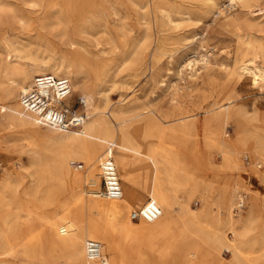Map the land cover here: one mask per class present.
<instances>
[{
    "label": "bare ground",
    "instance_id": "bare-ground-1",
    "mask_svg": "<svg viewBox=\"0 0 264 264\" xmlns=\"http://www.w3.org/2000/svg\"><path fill=\"white\" fill-rule=\"evenodd\" d=\"M141 1L131 0V4L140 10L148 5ZM218 1L205 0L201 14H212ZM260 1L228 0V6L235 2L239 10L222 25L237 33L228 81L247 80L264 93V6L259 7ZM13 2L0 0V97L12 100L0 104V118L8 127L26 129L48 145L36 148L29 137L28 164L20 165L22 173L3 174L0 264H12L17 255L23 257L24 264H264V198L247 188L246 209L238 218L232 212L238 190L246 183L242 173L264 181V170H260L264 167V111L254 113L241 125L238 121L246 112L233 104L236 95L225 84L204 106L201 118L187 115L173 124L145 107L109 104L107 93L100 88L111 70L106 50L92 52V42L86 36L93 32L109 35L107 14L113 15L116 27L124 31L122 0H88L91 16L72 29L66 27L65 18L75 0ZM179 6L158 8V16L169 29L193 21L189 8ZM46 28L60 41L49 40L42 32ZM67 29L73 31L74 38H69ZM192 37L178 35L177 41L189 44ZM152 39L147 30L140 36L138 29L129 56L121 62L128 61L135 70L147 57L154 59L163 45L158 38ZM207 58L201 56L205 65ZM89 59L96 67L93 85L83 72V63ZM194 62L184 58L180 67L190 70ZM42 74L66 78L71 95L79 92L85 111L80 128L60 130L43 125L34 112L22 106L21 92ZM229 120L238 122L232 141L223 137ZM243 150L247 152L244 157H250L248 168L238 156ZM212 154L221 161L219 165L212 163ZM108 157L123 187L118 199L96 190L101 178L99 164ZM71 161L82 163L83 168H71ZM84 182L95 189L83 190ZM200 186L201 208L191 209L186 199ZM134 189L144 192L146 199ZM149 203L158 206L159 216L150 221L142 216L131 218L132 212ZM86 240L100 244L99 258L86 256ZM222 250L230 253L226 261Z\"/></svg>",
    "mask_w": 264,
    "mask_h": 264
},
{
    "label": "rangeland",
    "instance_id": "rangeland-1",
    "mask_svg": "<svg viewBox=\"0 0 264 264\" xmlns=\"http://www.w3.org/2000/svg\"><path fill=\"white\" fill-rule=\"evenodd\" d=\"M9 1L14 3V0ZM146 1H148V5L137 10L131 4V0H122V15L126 19L124 20L126 25L124 31L120 32L114 21L115 17L107 14L105 20L107 19L106 25L109 35L93 32L94 35L86 36L92 42V52L95 53L102 48L106 50L107 55L105 54V58L108 59L106 62L110 63L111 70L107 81L100 88L107 93L109 104L125 107L130 105L129 107L132 108L145 107L148 110H152L151 112L157 118H162L163 121L172 122L173 120L170 123L173 124L175 119L187 115H194V118H201L203 116L202 109H205L215 99L216 93L225 84L231 86L233 88V95H236L233 104L242 106L246 112V114L240 116L238 121L241 125L248 123L250 121L249 117L253 116L254 113L264 111L263 91L260 92L258 89L252 88L247 80L237 84L228 81L227 71L234 57L236 42V35L234 34L237 33L233 28L223 27L222 21L239 10L237 3L232 2L233 4L231 3L232 5L230 4L228 6V0H219L217 4L218 8L212 14L203 15L201 14V9L203 8L205 0H142L141 2L146 3ZM15 2L19 3V0H15ZM95 2L96 4L98 3V1ZM87 3L88 0H75V3L71 5V12L65 18L67 28L69 26L72 29L73 26H77L91 16L90 12L93 8ZM176 5L189 8L193 21L182 23L178 29H169L158 16V8H173ZM224 5L226 6L225 8ZM260 5L261 7L264 6L262 0L259 2V7ZM81 9H83V12L79 14ZM220 9L222 10L218 13ZM71 29H67L68 36L69 38H74L75 35ZM98 29H95V31H98ZM127 29L130 31H127ZM138 29L140 36L147 30V33L153 38L152 40L158 38V41L163 46H161V52L159 49L158 53L155 54L154 59L147 57L145 63H143L144 65L142 64L141 68H138L140 70L136 68L134 70V67L129 66L128 61L123 63L121 60L129 56L130 44L137 36ZM42 32L45 36L47 35L49 40L53 42L60 41V38L56 37L49 28L44 29ZM120 34L124 35L121 36ZM182 34L188 36L193 35L192 42L185 45L179 43L177 37ZM113 38L116 39L114 40ZM83 39L85 41V38ZM85 43L87 44L86 41ZM201 56L208 57L207 60L210 65H205L201 60ZM184 58L189 60L194 59L195 62L191 66L192 69L190 68L189 70L188 66L180 67V65L184 64ZM83 65V72L87 76L86 81L90 85H93L94 73L96 71L94 60L89 59ZM195 68L197 69L195 70ZM175 93L176 104L171 101ZM80 99L81 95L79 92L72 93L67 100V105L77 109L79 112L85 113L82 109V104L78 103ZM10 102H12L11 99L2 100L0 97V104ZM238 122L236 120H229L227 122L223 129L226 134V136L223 135L225 139L230 141L234 140L237 135ZM41 130H44L43 126H41ZM130 135L141 136L142 133L130 132ZM29 137H33L36 148H43L48 145L44 139L39 138L38 135L32 134L26 129L8 127L6 122L0 118V188L3 181V174L6 171L21 172L20 165L23 163V165L28 164V152L26 149L28 148ZM245 152V150L239 152L238 156L240 161L248 168L249 164L247 163L250 162V157L247 161H244ZM212 156V163L216 166L219 165L221 162L219 158L215 154H212ZM260 170H264V167L262 166ZM224 179L225 175H222L219 182L222 184ZM241 179L242 181H246V183L243 189L238 190L239 198L237 197L234 200L235 204L232 212L235 218H238L246 209L249 197L247 188L255 190L260 194V197L264 198V181L262 179H256L246 173L241 174ZM82 188L86 191L92 188L95 189L94 187L86 185L85 182L82 184ZM121 188L123 190V187ZM96 190L98 192L101 190V181ZM134 192L140 194L142 200L146 199L143 195L144 192L139 189H134ZM202 192L203 187L200 186L191 194L190 198L186 199L185 193H181V196L187 200V204L191 209L200 210L202 203L200 196ZM241 197L243 198V207L237 209V202ZM220 211L223 215L225 214L224 208H221ZM230 236L231 234L227 231V237ZM250 236L251 234L247 238ZM221 254H224L222 257L225 261L230 257V253L226 250H222ZM24 263L25 260L22 256L17 255L13 257L12 264ZM37 264L41 263L37 262ZM46 264L57 263L51 261Z\"/></svg>",
    "mask_w": 264,
    "mask_h": 264
},
{
    "label": "built area",
    "instance_id": "built-area-1",
    "mask_svg": "<svg viewBox=\"0 0 264 264\" xmlns=\"http://www.w3.org/2000/svg\"><path fill=\"white\" fill-rule=\"evenodd\" d=\"M71 96V87L68 79L56 77L50 74H42L34 77L31 87L21 92L20 103L29 111L35 113L39 122L43 125L60 130L80 128L85 114L66 105ZM78 103L82 104L80 99ZM244 157V161H247ZM76 170L83 168L82 163L71 161L69 164ZM101 190L98 192L110 199H118L122 196L120 180L117 176L115 165L110 157L103 159L99 164ZM237 209L243 207V198L238 200ZM160 209L153 203L147 204L141 210L132 212L131 218L142 216L145 220H152L160 215ZM85 253L89 259H97L101 254L100 244L94 240L85 241Z\"/></svg>",
    "mask_w": 264,
    "mask_h": 264
}]
</instances>
